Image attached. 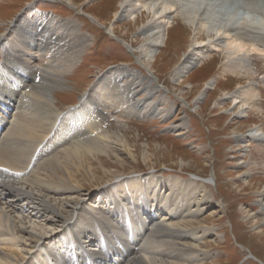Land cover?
<instances>
[{
    "label": "bare ground",
    "instance_id": "1",
    "mask_svg": "<svg viewBox=\"0 0 264 264\" xmlns=\"http://www.w3.org/2000/svg\"><path fill=\"white\" fill-rule=\"evenodd\" d=\"M212 1L219 0H124L118 19L133 18V23H129L132 25L147 21L140 29L144 46L138 60L142 67L149 71L155 58L162 56L155 54L166 44L171 20L181 18L190 27L193 38L181 57L183 62L175 70L177 78L211 55L207 41L225 49L228 61L223 72L250 75L248 53L264 54V18L250 15V11L239 15L236 11L223 13V8ZM47 19L39 25H44V32L50 31V35L41 40L31 38L27 44H21L18 38L7 40V60L0 63V241L15 243V248H0V264H30L28 261L32 264H182L177 262L180 258H190L170 252L165 259L158 253L165 244L181 245L177 244L176 236H189L195 248L205 239L207 228L199 235V228L184 229L181 222L204 211L205 207L199 203L206 206L214 201L208 193L202 194L197 207L185 211L180 207L184 198L174 192L177 180H170L171 191L165 194L163 191L167 189L161 187L158 178L121 177L105 190L111 192L108 200H114L117 207V212H111L108 217L104 208L80 198L81 181L74 174L76 169L82 172V168L93 174L96 169L90 162L102 155L121 157L115 152L112 136L102 128L103 110L117 106L120 112H152L153 101L133 102L132 91L143 86V91L154 95L158 87L141 72L116 68L98 80L77 110L61 111L51 91L56 86L59 89L68 86L65 76L78 64L88 40H84V35L75 38L72 30L63 31L64 26L59 22ZM21 21L17 18L14 25ZM216 35L227 40L215 41ZM5 39L1 36L0 44ZM47 39L53 41L54 48L45 46ZM246 42L250 44L246 46ZM48 53L52 59L47 57ZM43 62L47 65L42 66ZM20 66L23 74L34 73L40 79L24 78L25 75L16 71ZM120 77L127 80L119 82ZM146 79L149 80L144 84ZM215 81L213 78L209 84ZM204 94L201 93L196 104ZM232 96L240 104V114H245L244 109L257 98L252 91ZM109 99L110 108L105 101ZM263 135V129L255 127L248 138L261 140ZM129 138L122 134L116 141L133 157ZM142 147L145 158L152 156L150 146ZM195 180L191 179L193 183ZM210 181L202 180V183ZM145 184L155 186L152 198L142 196ZM188 189L191 187L184 188ZM66 191L70 198L59 196ZM72 191L77 195H71ZM104 197L103 194L101 202H108ZM260 206L264 214V201ZM108 218L111 232L107 228ZM180 218L183 220L178 222ZM256 233L263 235L264 231ZM198 258L196 255L195 259Z\"/></svg>",
    "mask_w": 264,
    "mask_h": 264
},
{
    "label": "rangeland",
    "instance_id": "2",
    "mask_svg": "<svg viewBox=\"0 0 264 264\" xmlns=\"http://www.w3.org/2000/svg\"><path fill=\"white\" fill-rule=\"evenodd\" d=\"M123 1L0 0V37L6 38L4 44H0V63L7 60V40L15 41L18 38L21 44H27L31 38L41 40L50 35V31L44 32L45 28L39 24L44 18H48V21L51 18L64 26L63 31L72 30L74 37L84 35V40H88L78 64L65 76L68 86L60 89L56 86L51 91L61 111L76 109L80 97L91 92L100 78L116 68L128 67L153 79L159 91L150 95L141 86L134 89L135 92L132 91L135 95L132 96L133 102L153 101L154 111L142 114L136 111L129 113V110L120 112L114 106L100 114L102 128L112 136L115 152L121 157L102 155L100 159L91 160V166L96 169L93 174L83 168L82 172L76 169L74 174L81 181L80 198L88 200V204L104 208L109 217L111 212H117L116 203L108 198L104 199L108 202H101L100 193L109 189L117 178L137 175L158 178L161 187L167 189L163 191L165 194L171 191L170 180L175 179L178 183L175 184L174 192L184 198L180 206L183 210L197 207L203 193H208L214 200L206 206L199 203L205 207L199 216L178 220L182 221L184 229L199 228L200 235L202 229L207 228L209 233L196 248L189 236H176L177 244L181 245L165 244L158 255L165 259L170 252L188 256V260L180 258L183 261L175 256L179 259L177 262L182 264H264V234L256 233L264 231V214L260 211V202L264 201L261 198L264 194V135L261 140L258 137L248 138L255 127H261L264 131V54L248 53L250 75L225 73L223 69L228 61L225 49L207 41V46L212 49L211 55L191 68L186 75L177 78L175 70L183 62L181 57L188 51L193 33L181 18L172 19L170 32L165 38L166 44L155 54L162 56L155 58L148 71L138 60L144 46L140 29L147 21L132 25L129 23H133V18L118 19ZM136 5L138 8L139 3L136 2ZM216 5L223 8L222 12L236 11V15H239L250 11V15L264 18V0H219ZM138 16L141 17V13ZM17 18L22 21L14 25ZM32 25L33 29L30 28ZM217 37L215 41L227 40L223 35ZM44 41L49 49L53 47V41ZM246 43V46L250 44ZM50 56L48 53L47 57L52 59ZM45 63L41 65L46 66ZM22 69L20 66L16 71L20 74L24 72ZM22 75L26 79H40L34 73L25 72ZM213 78L216 81L211 85L209 82ZM124 79L120 77L119 82L127 80ZM249 91L254 92L257 98L244 109L245 114H240V104L235 103L232 94L243 96ZM202 92L205 94L196 104ZM110 99L105 100L109 108ZM101 101H104L103 98ZM86 128L88 126L82 130ZM122 134L127 139L130 137L129 141L133 143L130 148L135 156L132 157L116 141ZM143 145L150 146L152 156L144 157ZM194 178L197 181L195 183L191 181ZM209 179L210 183L203 185L202 180ZM189 186L191 189L184 190ZM154 191L155 186L145 184L142 196L152 198ZM67 193L59 196L70 198ZM104 193L111 194L110 191ZM71 195L77 194L72 191ZM107 228L111 232L109 218ZM2 242L5 241H0V248L15 246V243ZM196 255L200 258L195 259Z\"/></svg>",
    "mask_w": 264,
    "mask_h": 264
}]
</instances>
